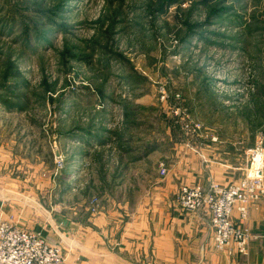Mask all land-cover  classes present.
<instances>
[{
    "label": "rangeland",
    "instance_id": "obj_1",
    "mask_svg": "<svg viewBox=\"0 0 264 264\" xmlns=\"http://www.w3.org/2000/svg\"><path fill=\"white\" fill-rule=\"evenodd\" d=\"M224 160L264 174V0H0V223L58 240Z\"/></svg>",
    "mask_w": 264,
    "mask_h": 264
},
{
    "label": "crops",
    "instance_id": "obj_2",
    "mask_svg": "<svg viewBox=\"0 0 264 264\" xmlns=\"http://www.w3.org/2000/svg\"><path fill=\"white\" fill-rule=\"evenodd\" d=\"M210 163L213 165L206 168L201 162L191 166L197 172V185L205 190L212 181L227 183L244 174L245 167L231 170L225 160L218 165ZM1 183L0 198L22 197ZM171 186H165L164 193L155 198L138 199L131 207L111 206L93 215L57 218L55 225L62 232L58 240L57 230L55 236L43 234L46 226L35 232L51 245L62 239L60 248L71 264H264V200L249 207L244 221L233 210V218L255 238L244 254L235 250L229 253L214 248L208 213L181 211ZM2 208L16 211L15 204H0ZM21 224L25 225L22 220Z\"/></svg>",
    "mask_w": 264,
    "mask_h": 264
},
{
    "label": "built area",
    "instance_id": "obj_3",
    "mask_svg": "<svg viewBox=\"0 0 264 264\" xmlns=\"http://www.w3.org/2000/svg\"><path fill=\"white\" fill-rule=\"evenodd\" d=\"M164 169L161 170V173ZM264 198V174L248 175L227 186L216 183L208 189L183 186L176 196L178 207L187 212L202 210L209 215L214 248L234 249L244 254L253 238L232 220H246L251 204ZM264 239V234L261 236ZM0 264H70L61 250L49 244L41 233L23 230L11 222L0 223Z\"/></svg>",
    "mask_w": 264,
    "mask_h": 264
}]
</instances>
